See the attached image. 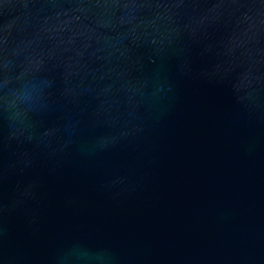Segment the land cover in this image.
Returning a JSON list of instances; mask_svg holds the SVG:
<instances>
[{
    "label": "water",
    "instance_id": "obj_1",
    "mask_svg": "<svg viewBox=\"0 0 264 264\" xmlns=\"http://www.w3.org/2000/svg\"><path fill=\"white\" fill-rule=\"evenodd\" d=\"M0 264H264V0H0Z\"/></svg>",
    "mask_w": 264,
    "mask_h": 264
}]
</instances>
